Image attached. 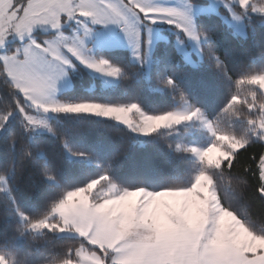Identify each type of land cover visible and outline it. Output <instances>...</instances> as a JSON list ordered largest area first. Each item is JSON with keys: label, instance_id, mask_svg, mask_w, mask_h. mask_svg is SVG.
Instances as JSON below:
<instances>
[{"label": "snow or ice", "instance_id": "6c2138e0", "mask_svg": "<svg viewBox=\"0 0 264 264\" xmlns=\"http://www.w3.org/2000/svg\"><path fill=\"white\" fill-rule=\"evenodd\" d=\"M0 264H264V0H0Z\"/></svg>", "mask_w": 264, "mask_h": 264}]
</instances>
